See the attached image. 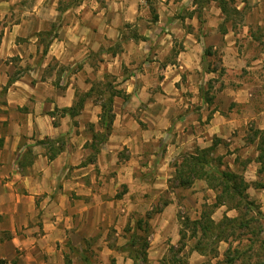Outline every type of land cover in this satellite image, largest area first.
<instances>
[{
	"label": "crops",
	"instance_id": "0c3cea01",
	"mask_svg": "<svg viewBox=\"0 0 264 264\" xmlns=\"http://www.w3.org/2000/svg\"><path fill=\"white\" fill-rule=\"evenodd\" d=\"M229 6L239 13L248 10L236 28L227 24L233 15L226 17L216 0H75L68 5L38 0L29 17L22 14L17 23L4 25L0 259L62 264L66 246L80 248L98 236L103 261L111 256L115 264H131L119 249L134 230L136 201H144L153 187L166 189L170 162L215 142V153L230 152L233 158L227 165L238 170L235 157L249 155L248 149L256 146V140L246 142L247 125L254 121L256 128L264 129V107L257 105L255 96H264V84L242 80L239 88H224L208 104L200 88L203 75L215 71L203 72L202 63L210 51L220 54L226 70L236 65L253 73L262 58L249 51L260 43L256 30L264 33V0H232ZM7 17L2 9L0 19ZM45 19L60 24L46 46L39 40L40 30H30ZM239 38L244 39L240 56ZM168 53L173 59L161 63ZM105 77L126 97H113L110 133L104 142L95 141L94 152L92 132L104 131L99 124L104 98L92 92L73 117L61 109L72 107L78 93L89 92L93 81ZM232 103L240 108L230 109ZM160 146L164 152L157 151ZM124 148L127 154L121 158ZM256 155L254 149L241 167L245 178L249 169L251 179L256 177ZM155 156L160 158L155 179L147 183L136 172L150 168ZM111 172L116 184L106 177ZM119 183L125 184L126 193L107 200L106 194L115 192ZM195 184L206 187L203 180ZM177 207L170 198L156 215L153 229L160 243L163 236H169L172 245L179 239Z\"/></svg>",
	"mask_w": 264,
	"mask_h": 264
},
{
	"label": "rangeland",
	"instance_id": "374dc122",
	"mask_svg": "<svg viewBox=\"0 0 264 264\" xmlns=\"http://www.w3.org/2000/svg\"><path fill=\"white\" fill-rule=\"evenodd\" d=\"M38 0H0V11L3 9V12H5L7 17V21H4L5 19H0V30H3L4 25H9V27L15 23H17L20 19V16L22 14H25V16L29 17V13H32L34 3H36ZM64 5L71 4L75 2V0H60ZM29 11V12H28ZM248 13V10H243L238 14L233 15V22H228L227 24L233 25V27H238V25L242 22V17L244 14ZM33 16V15H31ZM60 24H58L57 21H49L48 19L40 21L39 27H37L36 23L34 24L33 27H31L30 30H35L39 29V40L43 45H47L48 39L50 36H54L56 33V30L58 29ZM3 32V31H2ZM256 36L258 38V41L260 43H254V45L251 46L249 55L253 56L254 58L260 57L262 58L260 62L256 63L257 67L254 69L253 73L247 74V69L245 67H239L234 65L235 67L230 68V70H226V67L222 65L221 57L220 54L214 53L207 51L205 54V59L203 65V72H208V71H215L214 74H210L208 76L203 75V84L200 88V94L204 95L206 97H212L214 98L215 94L223 90L224 88L228 87L230 89H236L239 88L241 85L242 80H249V81H254L255 83L260 81L261 84H264V33H262L259 29L256 30ZM124 39V36L123 38ZM241 40H244L243 38H239L236 42V46H238L237 54L240 56V50L241 47L243 46ZM209 55L210 57L206 56ZM173 59V53H168L167 55H164L162 57V62L167 61V60H172ZM251 72V71H249ZM204 74V73H203ZM157 78H160L158 75ZM93 92L95 96H101L103 98H106L107 93L105 95H100L98 91L102 89L107 83L113 82V79L110 77H105L102 81V83L93 81ZM102 84V85H101ZM264 89V87L262 88ZM103 90V89H102ZM82 95L78 93V98ZM256 96V103L260 107H264V96L258 92V94H255ZM261 99V100H260ZM96 102V99L95 101ZM144 103L142 102L139 106V108L143 109ZM237 104L232 103L230 106V109L233 107L235 109H239L240 107L236 106ZM194 108L196 107V102L194 103ZM247 131L245 130V138L246 142H253L252 140V135L253 131L258 129L255 127L254 121H250V123L247 125ZM91 131V130H89ZM256 144L258 143V137L255 138ZM254 149L256 151V146L254 148H249V155L243 157V156H238L235 157V163L239 165L238 170H233V171H238L240 173H243L242 171V166H246L247 160L249 158L253 157L254 154ZM127 149H122L120 151V157L124 158L127 154L126 152ZM163 150V151H162ZM164 152V149L160 146L159 149L157 150ZM216 152V151H215ZM214 152V153H215ZM257 152V151H256ZM230 152L225 153L224 155H219V154H214L215 156H221L223 160V164L227 165L228 161L231 160V156H229ZM226 156V157H225ZM225 157V159H224ZM153 164L150 166V168L143 169V168H138L136 174L140 176V178H143L147 180V183H152L155 179L154 176V169H157V164L160 161L159 156L153 157ZM179 160V157H177L173 162L171 163V167L173 163ZM173 168V167H172ZM229 168V167H228ZM250 169L246 173V177L244 178L249 182H258L260 184H264V169H260V165L258 164L257 169H255V175L256 177L254 179H251V173ZM173 173L174 169H172V174L171 177L168 178L167 180V186L166 189L164 187H153L151 189V194L145 193V196L143 197L142 202L136 201L138 210L134 213V215L131 216V221L133 222V227L134 230L129 233L130 239L129 241L120 247L119 251H125L127 253V256L131 259V264H132V257L137 256L139 251H142L141 247V241L138 236H142V233L140 231L137 232V236H135V223L139 219H145V215L147 212L151 213V218L148 220V226L150 228V235L148 237L149 240V246L146 250L147 252V258H148V252L150 254V258L148 259V264H159L160 260L164 256H170L168 253V246L170 245V237L169 236H163V241L160 243V237H158V234H155L156 232L153 229V225L156 222V215L160 211V209L167 204L170 198H174V201L178 203L177 211H176V223L178 224V232L180 228V218L188 216L191 219H196L198 218L200 211L202 210L204 204H209L213 200L214 192L212 190L207 191V187H202L198 184L191 185L189 187H179L176 185V182L172 179L173 178ZM107 179L112 177L114 178L115 181H113L116 184V181L119 182L116 178L115 172H111L108 175H106ZM194 183V182H193ZM165 190L162 192L161 190ZM126 186L123 183H119L117 185L115 192L111 193L108 196V193L106 194V199H115L118 197H122L124 193H126ZM249 196L251 199H253L259 206L261 211L264 213V188H254L251 186V188L248 191ZM146 204V206L144 205ZM227 214L228 216L232 217L235 216L236 212L234 210H226L225 207H218L214 209V212L212 214V218L215 221H218L222 218L224 214ZM158 220V219H157ZM110 230L107 232V237L112 240V237L114 236L112 226L109 227ZM177 230V229H176ZM177 234V231H175ZM97 237L95 238H89L88 240H85L84 244L80 248H72L70 246H66L65 248V255L68 256V258L71 261V264H115V259L111 256L107 258V260H102V255L100 254L101 246L97 245ZM177 238H179V233L177 234ZM133 239L135 240V245L130 246L132 243ZM150 239H151V244H150ZM194 239H189L186 238L185 242L187 244L185 248V253L187 254V260L189 264H224L223 262V252L227 248L228 244L224 241L220 242L218 245V253L216 256L212 254L208 255H201L203 257H199V253L196 252L195 255H191V251L189 250L193 243ZM242 244H246L245 238L242 239ZM174 246H177V242L174 244ZM150 247V248H149ZM164 251L162 254L161 258L158 259V255L160 254V251ZM19 253V251H17ZM199 254V255H197ZM168 258V257H167ZM142 256L140 254V257L138 258V263L139 264H146L142 263ZM254 262V259L252 260V264ZM62 264H64V261H62ZM236 264H240L239 261H236Z\"/></svg>",
	"mask_w": 264,
	"mask_h": 264
},
{
	"label": "trees",
	"instance_id": "16d2710c",
	"mask_svg": "<svg viewBox=\"0 0 264 264\" xmlns=\"http://www.w3.org/2000/svg\"><path fill=\"white\" fill-rule=\"evenodd\" d=\"M226 15L238 14L239 11L235 7H230L232 0H216ZM156 16H154V19ZM0 30V39L2 37ZM207 53V51H206ZM103 89V90H102ZM98 91L100 95H105L106 98L100 101L101 113L99 115V124L104 126V131L94 132L92 130V149L98 151L95 143H102L106 140L110 133L111 125L114 120L112 102L114 96L126 97L123 91L113 88L107 83ZM94 89L82 94L72 107L61 109L62 113H68L74 116L83 106L85 98L91 95ZM204 102L211 104L212 97L202 95ZM258 137L256 144L257 155L255 161L260 165V169H264V129H256L253 131L252 140ZM2 140H0L1 145ZM216 143L208 147L196 146L192 153L184 154L176 160L172 167L174 169L173 180L179 187H189L195 180H203L206 187L214 192L213 200L209 204H204L198 218L191 219L188 216L180 218L179 239L177 246L170 244L168 253L170 256H164L159 264H189L185 248L187 246L186 238L194 239L191 252L195 251L200 255L218 253V245L224 241L228 244L223 252L224 264H264V213L260 206L250 198L248 189L264 188V184L258 182L249 183L244 175L238 171H233L223 164L221 156H215ZM52 158V156H50ZM225 207L226 210H234L235 216H228L226 213L218 221L212 218L215 208ZM151 218V213L147 212L145 219H139L135 223V236L140 231L142 236L140 239L142 251H139L137 256L132 257V264H139L138 258L142 256V263L148 264L147 248L149 246L148 237L150 228L148 220ZM245 238L246 244H242V239ZM133 239L130 246H134ZM168 257V258H167ZM0 264H19L18 260L0 259ZM64 264H71L67 255H64ZM113 264V260H112Z\"/></svg>",
	"mask_w": 264,
	"mask_h": 264
}]
</instances>
